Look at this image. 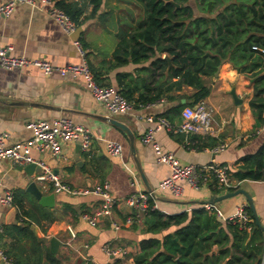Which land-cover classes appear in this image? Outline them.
Here are the masks:
<instances>
[{
  "label": "crops",
  "instance_id": "1",
  "mask_svg": "<svg viewBox=\"0 0 264 264\" xmlns=\"http://www.w3.org/2000/svg\"><path fill=\"white\" fill-rule=\"evenodd\" d=\"M66 1L84 7L75 33L64 32L46 9L19 4L9 16L0 14V47L11 45L14 54L43 58L55 65L66 66L82 61L74 45V41L80 39L88 51L87 61L97 81L120 91L135 90L133 96L137 97L142 84L150 81L148 72L142 69L147 64H137L130 59L123 62L115 52L122 38L128 37L130 27L136 25L141 7L135 1L123 0H101L97 8L93 0ZM233 88L237 97L242 99L240 104L231 94ZM185 92L191 93L192 88ZM253 95L254 82L251 78L238 72L232 63L225 62L212 79L211 92L204 99L213 108L217 135L202 138L161 129L156 138L165 150L174 153L181 164H208L213 161L227 164L238 189H245L254 199L264 225V169H261L263 177L259 180L240 182L234 176L237 171H256L258 165H252V160L264 148V123L257 125V117L250 105ZM171 106L168 101L161 100L149 108L113 116L95 100L81 77H63L59 73L45 75L33 67L0 68V132H8L7 143H29L34 138V132L27 127V123L36 119L51 121L67 117L74 124L88 127L93 134L88 151H83L78 142H61L60 154L55 156L48 149L41 150L30 144L29 155L44 161L60 181L76 189H92L108 180L116 198L147 188L128 136L113 125L110 118L119 119L133 130L136 157L149 185L155 189L171 171L168 165L156 162L153 149L141 141V135L153 124L145 118L146 114L158 116ZM174 122L180 123L181 116ZM111 140L123 144L122 157L109 154L108 143ZM222 143L227 145L225 150L213 152L212 147ZM38 174L31 175L26 165H14L8 159H0V192L12 190L17 203L16 208L0 205V248L6 249L13 259L22 261V264H26L25 261L32 264V241L21 236L16 229L31 222L35 234L43 240L42 247H48L51 252V238L57 237L61 241L57 252H51L60 264H134L135 256L141 251L143 224L123 226L121 229L113 227V221H124L127 215L133 214L132 209L118 204L111 216L100 219L98 225L92 226L81 214L94 213L99 208L101 200L98 196L93 193H55V206L44 207L26 190ZM181 184L184 188L181 196H174L167 190L157 191L156 208L166 215L184 211L192 213L202 208L211 197L223 194L208 186L194 189L185 181ZM45 193H54L53 187ZM243 202H247L245 197L239 195L217 203L222 213V217L218 218L226 222V217L235 213L237 206ZM18 205L29 212V217L23 215ZM48 213L55 216L54 220L46 219ZM106 243L128 251L124 255H108L103 250ZM46 263L48 260L44 256L41 264ZM0 264H3L1 260Z\"/></svg>",
  "mask_w": 264,
  "mask_h": 264
},
{
  "label": "trees",
  "instance_id": "2",
  "mask_svg": "<svg viewBox=\"0 0 264 264\" xmlns=\"http://www.w3.org/2000/svg\"><path fill=\"white\" fill-rule=\"evenodd\" d=\"M134 1L141 7L139 19L130 27L128 37L122 38L115 55L123 62L130 59L147 64L142 69L148 72L150 81L142 84L138 96H133L132 89L121 91L136 108L139 104L168 101L172 106L160 115L174 123L184 107L209 96L212 79L225 62H230L238 72L253 79L250 105L264 123V0ZM100 2L93 0L96 8ZM56 3L80 24L84 7L66 0ZM189 87L192 92L186 93ZM182 99L187 102L182 103ZM252 161L258 169L237 171L234 176L238 181L263 177L264 148ZM150 203L154 205L155 200ZM248 212L254 219L250 207ZM22 213L29 217L28 211L22 209ZM45 217L50 221L55 218L51 213ZM252 225L251 231L241 229L203 207L171 215L152 209L144 216L141 251L134 264H264V229L255 219ZM16 229L32 241V264H41L44 256L46 264H60L48 247H42L43 240L35 234L31 222ZM15 264L22 261L15 260Z\"/></svg>",
  "mask_w": 264,
  "mask_h": 264
},
{
  "label": "built area",
  "instance_id": "3",
  "mask_svg": "<svg viewBox=\"0 0 264 264\" xmlns=\"http://www.w3.org/2000/svg\"><path fill=\"white\" fill-rule=\"evenodd\" d=\"M19 4H27L34 9H46L64 32L72 34L77 31L78 25L76 22L73 21L64 9L57 5L56 0H0V14L9 16ZM74 45L82 57V61L66 66L55 65L43 58H28L25 55L14 54L11 45L0 47V68L13 70L33 67L40 69L45 75L59 73L63 77L68 75L81 77L95 100L102 103L109 114L113 116L126 115L134 110L149 108L153 105L139 104V107L136 108L135 103L130 102L116 87L100 84L96 80L87 61L88 51L82 41L76 39ZM145 118L153 124L141 135V141L151 146L156 162L168 165L171 171L153 189L154 193L140 190L132 192L126 197L116 198L112 193L111 184L108 180H104L92 189H76L60 181L44 161L36 160L30 156V144L36 145L41 150L48 149L55 156H59L60 154L61 142H78L83 151H88L91 148L93 142L91 130L86 126L74 124L67 117H58L51 121L44 118L29 121L27 127L34 132V138L29 143L9 145L7 143L8 132H0V159H8L14 165H27L29 163L39 165L43 171L35 177V180L45 191L52 186L54 193H93L98 196L101 200L99 208L94 213L81 214V217L92 226L98 225L100 219L111 216L118 204H124L132 209L134 211L133 214L127 215L124 221H113L115 229L131 226L134 223L143 224L144 216L152 209H156V205H151L150 201L157 198V191L167 190L174 196H181L184 192L183 185L181 184L182 181H185L194 189H201L210 185L222 193L229 192V189H238V183L232 180L230 167L227 164L215 161L208 164H181L174 153L170 150H165L156 138V133L161 129L174 133L186 132L202 138L216 136L214 111L212 106L206 101L201 100L194 105L184 107L180 123H173L162 115L156 116L151 113L146 114ZM226 146V143L218 144L212 150L215 153H219L224 151ZM123 151L124 146L120 141H109L108 152L110 155L122 157ZM0 205L17 207L12 190L6 189L0 192ZM203 207L209 212L215 213L217 217H222L220 209L215 204L207 202ZM248 207V202L239 204L236 212L226 217V222L236 223L241 229L251 231L254 219L249 214ZM103 250L106 254L112 256L124 255L128 251L126 248L112 243H106L103 246ZM0 260L3 264H14L13 257L4 248H0Z\"/></svg>",
  "mask_w": 264,
  "mask_h": 264
},
{
  "label": "water",
  "instance_id": "4",
  "mask_svg": "<svg viewBox=\"0 0 264 264\" xmlns=\"http://www.w3.org/2000/svg\"><path fill=\"white\" fill-rule=\"evenodd\" d=\"M123 1H131L133 2L134 0H123ZM171 2H174V0H171ZM176 5L179 7L180 5L176 3ZM253 81V79H251ZM231 94L233 95L235 102L237 104H240L242 102V99L238 98L235 92V88L232 89ZM186 99H182V103H186ZM264 104V102H263ZM110 122L119 127L122 131L125 132V134L128 136L129 140H130V145H131V151L135 156V161L137 164V167L139 169L140 175L142 180L144 181L147 191L149 192H153V188L149 185L148 179L142 169L141 163L138 160V158L136 157V147H135V134L133 132V130L128 126V124L120 121L119 119L110 118ZM256 122L257 125H261L260 121L258 118H256ZM26 170L29 171V173L32 175L35 172L36 173H42L43 169L37 165L36 163H29L26 165ZM30 194H32V196L37 200L38 204L44 206V207H54L56 204V194L55 193H45L46 191L42 189V187L40 186V184L36 181L33 180L31 181L26 189ZM239 195H243L246 199V201L248 202L249 207L252 210L253 213V217L257 223V225H259V227H261L262 229H264V225L261 223L257 209H256V205L254 202V199L252 198V196L245 190L242 188H239L237 190L234 191H229L227 193H223L222 195H215L213 197H211V199H209L208 203L210 204H217L223 200L226 199H230L233 197H237ZM51 243V252L52 253H56L58 248L60 247L61 241L57 238V237H52L50 240Z\"/></svg>",
  "mask_w": 264,
  "mask_h": 264
}]
</instances>
